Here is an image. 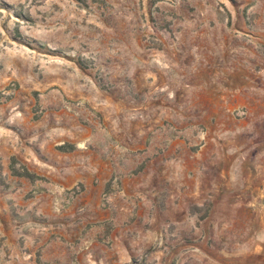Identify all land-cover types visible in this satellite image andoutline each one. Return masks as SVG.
<instances>
[{"label":"rangeland","instance_id":"1","mask_svg":"<svg viewBox=\"0 0 264 264\" xmlns=\"http://www.w3.org/2000/svg\"><path fill=\"white\" fill-rule=\"evenodd\" d=\"M0 264H264V0H0Z\"/></svg>","mask_w":264,"mask_h":264}]
</instances>
